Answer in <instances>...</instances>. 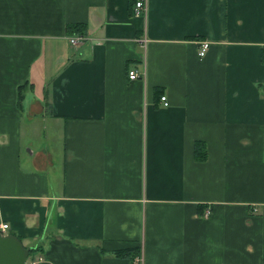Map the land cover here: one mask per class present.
<instances>
[{
	"label": "crops",
	"instance_id": "1",
	"mask_svg": "<svg viewBox=\"0 0 264 264\" xmlns=\"http://www.w3.org/2000/svg\"><path fill=\"white\" fill-rule=\"evenodd\" d=\"M133 1L0 0V222L36 264H264V0Z\"/></svg>",
	"mask_w": 264,
	"mask_h": 264
},
{
	"label": "built area",
	"instance_id": "2",
	"mask_svg": "<svg viewBox=\"0 0 264 264\" xmlns=\"http://www.w3.org/2000/svg\"><path fill=\"white\" fill-rule=\"evenodd\" d=\"M145 12H146L145 0H135L133 3V7H132V15L140 16V15H144ZM84 39H85V37L83 35H74V36L68 38V42L72 45H77L80 42H82ZM140 42L144 43V39H141ZM207 47H208L207 41L200 42L199 48L197 51V55L200 57L203 56L207 50ZM127 76H128V78L133 79V78H136L138 76V73L135 69H130L127 72ZM159 99L163 105L167 104L164 96H160ZM6 230H7V224L0 222V234L1 235L5 234ZM136 261H138V258H136ZM37 262H38V260L30 259L28 256L25 264H36Z\"/></svg>",
	"mask_w": 264,
	"mask_h": 264
},
{
	"label": "water",
	"instance_id": "3",
	"mask_svg": "<svg viewBox=\"0 0 264 264\" xmlns=\"http://www.w3.org/2000/svg\"><path fill=\"white\" fill-rule=\"evenodd\" d=\"M28 248L11 233L0 234V264H25Z\"/></svg>",
	"mask_w": 264,
	"mask_h": 264
},
{
	"label": "trees",
	"instance_id": "4",
	"mask_svg": "<svg viewBox=\"0 0 264 264\" xmlns=\"http://www.w3.org/2000/svg\"><path fill=\"white\" fill-rule=\"evenodd\" d=\"M72 29H73L74 33L80 32V29H77V28L75 29V27L72 28ZM194 149H195V155L196 156L199 155V150L197 151V146L196 145L194 146ZM33 250L34 249H32V248H28V256H30V254L33 252ZM136 252H137V249L134 251V253H136ZM134 253L131 252V251H127V250H122V251L116 252V255L132 258Z\"/></svg>",
	"mask_w": 264,
	"mask_h": 264
}]
</instances>
